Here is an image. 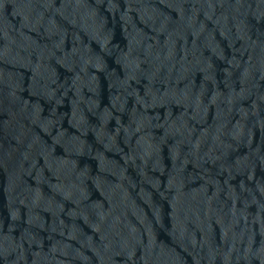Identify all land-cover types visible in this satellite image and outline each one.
<instances>
[{
    "label": "water",
    "instance_id": "water-1",
    "mask_svg": "<svg viewBox=\"0 0 264 264\" xmlns=\"http://www.w3.org/2000/svg\"><path fill=\"white\" fill-rule=\"evenodd\" d=\"M0 264H264V0H0Z\"/></svg>",
    "mask_w": 264,
    "mask_h": 264
}]
</instances>
